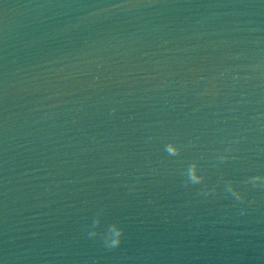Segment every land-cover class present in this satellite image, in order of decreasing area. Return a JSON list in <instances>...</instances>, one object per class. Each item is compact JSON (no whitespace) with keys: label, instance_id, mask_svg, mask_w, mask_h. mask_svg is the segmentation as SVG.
Masks as SVG:
<instances>
[{"label":"water","instance_id":"obj_1","mask_svg":"<svg viewBox=\"0 0 264 264\" xmlns=\"http://www.w3.org/2000/svg\"><path fill=\"white\" fill-rule=\"evenodd\" d=\"M255 174L264 0H0V264H264Z\"/></svg>","mask_w":264,"mask_h":264},{"label":"clouds","instance_id":"obj_2","mask_svg":"<svg viewBox=\"0 0 264 264\" xmlns=\"http://www.w3.org/2000/svg\"><path fill=\"white\" fill-rule=\"evenodd\" d=\"M239 142L238 140L236 141ZM188 147H191V142L187 145ZM185 146L181 145L178 146L175 142H168L164 146V150L170 155V156H179L181 151L183 150ZM231 147L226 149L225 151H230ZM218 161L223 163L226 162L229 157L225 154H221L218 156ZM182 175L184 176L183 180V186L188 187L190 185H202L205 182V176L200 173L199 171V164L197 161H192L187 165V167L183 170ZM223 179V177H221ZM244 183L250 184L252 188H258L260 190H264V175L262 174H255L252 176H249ZM225 192L229 194L235 201L243 203L246 200V196L239 191L233 184L231 180L225 181ZM217 192V188L215 186L211 188H202L199 192V195H202L204 197L208 196H214ZM249 204H252L253 201L249 200ZM104 210L100 209L96 217L93 220V223L89 227V230H87V235L90 238H96L97 236H100L103 242V246L109 250L115 249L119 247L122 243V236L124 233V229L121 228L118 224L112 223L108 226L107 231L103 233L97 232V227L100 224V215L102 214Z\"/></svg>","mask_w":264,"mask_h":264}]
</instances>
